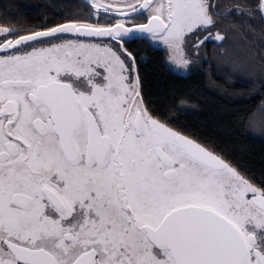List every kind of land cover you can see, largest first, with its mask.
<instances>
[{
  "label": "snow or ice",
  "instance_id": "1",
  "mask_svg": "<svg viewBox=\"0 0 264 264\" xmlns=\"http://www.w3.org/2000/svg\"><path fill=\"white\" fill-rule=\"evenodd\" d=\"M14 8L0 3V264H264V151L234 147L264 137V0ZM206 61L224 98L260 97L247 133L191 119L203 109L158 71Z\"/></svg>",
  "mask_w": 264,
  "mask_h": 264
},
{
  "label": "trees",
  "instance_id": "2",
  "mask_svg": "<svg viewBox=\"0 0 264 264\" xmlns=\"http://www.w3.org/2000/svg\"><path fill=\"white\" fill-rule=\"evenodd\" d=\"M4 2L5 0H0V3ZM7 2L18 8L19 15L31 18L39 10L38 6L43 0H7ZM16 8L13 11H16ZM160 55L162 56L163 54L161 53ZM158 71L162 72L164 78L168 80L169 84H173L177 90L189 92L193 96L194 102L203 109L200 112L190 113V117L193 120L205 122L214 120L216 123L226 126L223 130L225 133L233 127L238 128L239 132L247 133L249 131L248 117L253 113L257 116L260 114L257 107L260 102L259 96L224 98L219 90L213 88V84L223 83L222 74H218L214 69L210 70L208 61L205 62L201 73L193 76L168 75L163 65L159 66ZM209 76L212 78L211 82L209 81ZM225 87L229 91H241L247 86L242 82L233 81ZM241 118L244 120L243 125L239 124ZM234 147L246 149L249 156L258 160L261 152L264 151V137H261L259 133L245 134L243 137L238 136L234 141ZM237 154L239 155L240 152L238 151Z\"/></svg>",
  "mask_w": 264,
  "mask_h": 264
},
{
  "label": "flooded vegetation",
  "instance_id": "3",
  "mask_svg": "<svg viewBox=\"0 0 264 264\" xmlns=\"http://www.w3.org/2000/svg\"><path fill=\"white\" fill-rule=\"evenodd\" d=\"M209 48H211V46H209Z\"/></svg>",
  "mask_w": 264,
  "mask_h": 264
}]
</instances>
